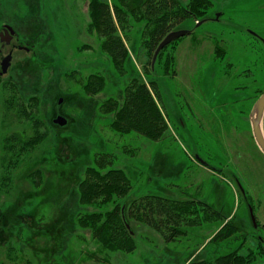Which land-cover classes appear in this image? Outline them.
I'll return each instance as SVG.
<instances>
[{"label": "rangeland", "instance_id": "rangeland-1", "mask_svg": "<svg viewBox=\"0 0 264 264\" xmlns=\"http://www.w3.org/2000/svg\"><path fill=\"white\" fill-rule=\"evenodd\" d=\"M211 1L210 18L197 27L190 20L174 28L193 31L168 44L155 62L156 49L150 50L143 38L144 22H133L127 37L121 31L129 56L125 73L118 72L103 46L91 0H0V13L19 18L26 35L31 29L38 48L37 55L19 53L10 72L0 78V148L6 135L31 132L27 120L22 121L14 110L6 111L4 100L13 87L25 100L35 98L45 123L42 129L48 134L31 155L42 159L45 176L39 187L19 167L10 191L0 190L3 230L12 203L23 202L18 211L26 215L20 218L24 224H17L21 228L4 232L9 240L0 236V259L14 264L8 256L11 246L16 252L34 250L33 264H45L47 251L63 238L66 248L59 245L49 264H185L215 255L210 240L220 222L188 227L186 236L167 242L153 228L132 221L137 247L131 253L102 249L90 229L74 226V230L66 220L65 231L57 230L52 207L60 199L68 200L70 212L77 206V184L98 153L112 154L114 167L127 171L134 185L131 197L155 193L196 199L240 223L243 230L234 240L222 242L221 252L245 243L239 251L247 254L251 245L257 250L256 238L264 245V153L255 142L249 118L264 91V0ZM96 76L106 79V86L92 96L85 86ZM134 76L146 83L155 80L160 87V107L169 129L159 141L135 132H116L110 126L114 114L101 109L100 104L111 97L123 101L125 87ZM60 115L67 124L55 123ZM36 204L34 219L31 211ZM41 213L45 218L39 217ZM37 229L43 233L32 235ZM253 264H264V255Z\"/></svg>", "mask_w": 264, "mask_h": 264}, {"label": "trees", "instance_id": "trees-1", "mask_svg": "<svg viewBox=\"0 0 264 264\" xmlns=\"http://www.w3.org/2000/svg\"><path fill=\"white\" fill-rule=\"evenodd\" d=\"M91 1L95 6L92 14L95 16L97 28L103 38V46L110 53L118 72L120 70L125 73L129 56L121 31L127 37L133 22H144L143 38L150 50L154 51L161 40L174 28L185 25L190 20H195L197 24L198 21L209 19L210 8L213 5L211 0H113L112 4L104 0ZM92 83L94 86L89 90L88 87ZM105 86L106 79L96 76L88 81L85 87L93 96L102 91ZM160 101L162 102L161 90L155 80L146 83L134 76L125 87L123 101L111 97L103 101L100 106L103 112L114 114L110 126L116 132L120 134L135 132L159 141L169 129ZM4 102L7 112L14 110L22 121L27 120L30 123L31 132L20 130L3 138L0 148V190L6 193L10 191L15 172L19 167L26 169L25 175L28 174L31 182L39 187L45 176L44 169L40 166L42 159L32 158L31 155L46 141L48 134L42 129L45 123L40 117L38 104L35 98L25 100L16 87L12 88ZM114 162L115 158L112 154L98 153L94 158V164L85 167L83 176L77 184L79 194L77 206L70 212L66 205L68 200L60 199L50 211L52 214L55 212L54 218L58 219L56 220L57 230L65 231L63 223L66 220L72 224V228L80 226L90 229L93 238L102 249L131 253L137 247L135 233L131 226L132 221L141 222L153 228L167 242L186 236L188 227L196 229L205 222H220L221 227L210 240V243L216 247L215 255L209 258L190 259L185 264H253L264 255V245L260 238H256L259 244L257 250L251 245L248 247L247 254L239 251L245 243L236 249L221 252L222 242L234 240L235 236L243 230V226L233 218L228 220L224 218L212 204L196 199L178 200L155 193L131 197L134 186L132 179L124 168L114 167ZM54 174L56 175V170ZM43 184L42 186L45 187L47 182ZM44 191L42 188L40 192L44 193ZM58 194L57 192L56 196ZM31 195L33 196L34 193ZM32 196H26V198L30 199ZM35 196L38 197L39 194L36 193ZM12 204L7 211L9 215L5 230L0 226V236L5 235L7 238L4 241L10 239V235L4 232L7 231L10 234L13 228L16 227L17 230L21 228L17 224L23 225L24 220L21 221L20 218L23 215L26 216L18 211L21 203ZM22 205H24L23 202L20 206ZM63 211L65 217L61 219ZM31 212L32 218L35 219L38 204ZM42 214H39V217H43ZM46 226L49 229L50 225ZM22 232L24 229L20 230V236L23 235ZM35 233L43 232L37 229L32 235H36ZM58 234L55 235L54 240L61 235V233ZM65 242L63 238L62 242L59 239V243L52 244L53 249L47 251V255L44 256L45 264H49L52 254L59 252V245L62 244V249L66 248ZM9 248L8 256L14 264H33L32 251L34 250L28 253L27 250L16 252L17 248L11 246ZM35 254L37 256L36 252ZM72 263V261L69 262V264ZM0 264L8 263L0 259Z\"/></svg>", "mask_w": 264, "mask_h": 264}, {"label": "flooded vegetation", "instance_id": "flooded-vegetation-1", "mask_svg": "<svg viewBox=\"0 0 264 264\" xmlns=\"http://www.w3.org/2000/svg\"><path fill=\"white\" fill-rule=\"evenodd\" d=\"M5 7V6H4ZM19 19V18H17ZM6 18L0 13V78L10 72L14 66L15 57L23 55H37V37L30 29L26 35L19 25V20ZM32 28V24L30 26ZM8 63V69L3 71V63Z\"/></svg>", "mask_w": 264, "mask_h": 264}, {"label": "water", "instance_id": "water-1", "mask_svg": "<svg viewBox=\"0 0 264 264\" xmlns=\"http://www.w3.org/2000/svg\"><path fill=\"white\" fill-rule=\"evenodd\" d=\"M186 1V0H183ZM219 15H217V18ZM208 19H203L201 21H198L196 24V27L201 25L203 22L207 21ZM193 31V29H188V28H181V29H175L170 31L159 43L157 46L154 57H153V62L156 61L159 53L171 42L174 40L183 37L185 35L190 34ZM253 35L262 38L257 32L252 31L251 29L249 30ZM8 69V63L6 61L3 63V71H6ZM62 101V99H60ZM251 126H252V132L253 136L255 139V142L259 149L264 153V91L263 93L258 97L256 102L254 103L252 110L249 115ZM55 123H58L59 125H65L67 124V118L63 116H58L55 119ZM203 162V160H201ZM205 163V162H204ZM251 211V217L254 222L255 227H257V219L255 214L253 213V209L250 208Z\"/></svg>", "mask_w": 264, "mask_h": 264}]
</instances>
